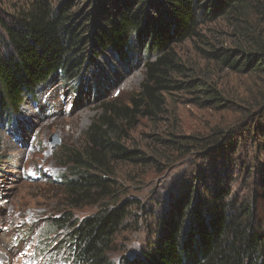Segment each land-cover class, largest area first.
Wrapping results in <instances>:
<instances>
[{"label":"rangeland","instance_id":"obj_1","mask_svg":"<svg viewBox=\"0 0 264 264\" xmlns=\"http://www.w3.org/2000/svg\"><path fill=\"white\" fill-rule=\"evenodd\" d=\"M74 4L78 20L83 0ZM12 14L11 0H0L1 19L11 24ZM224 16L201 24L204 37L174 42L172 47L189 68L188 74L216 84L225 101H201L199 93L173 90L166 94L159 114H139L122 126V142L138 155L115 163L111 178L120 189L118 202L132 204L130 210L141 220L136 224L134 215H128L107 252L112 264H124L125 258L148 248L152 235L148 224L155 226L167 200L185 195L195 177L209 185L216 177L227 185L234 181L232 193L247 195L264 174L259 170L264 165V68L257 66L258 59L241 66L256 58L246 53L261 52L264 14L253 9L238 26ZM6 39L0 24L1 52L8 48ZM201 39L210 42L211 49H233L230 60L239 58V64L232 68L205 58L199 46L208 45ZM83 53L85 60H94L92 64L85 69L82 65L69 79L60 72L52 75L18 110L0 116V264H77L69 247L72 232L99 206H72L65 190L70 169L62 152L84 145L85 132L104 112L105 102L129 103L141 88L146 63L156 57L136 39L131 40L126 58L93 46ZM222 134L218 143L211 141ZM53 135L60 140L56 145L50 140ZM189 136L203 140L187 154L169 140Z\"/></svg>","mask_w":264,"mask_h":264},{"label":"trees","instance_id":"obj_2","mask_svg":"<svg viewBox=\"0 0 264 264\" xmlns=\"http://www.w3.org/2000/svg\"><path fill=\"white\" fill-rule=\"evenodd\" d=\"M74 1L11 0L12 23L0 17L8 44L0 51V116L18 110L52 75L60 72L69 79L82 65L85 69L92 64L94 60H85L83 53L88 46L99 52L110 49L126 58L131 40L136 39L153 52L155 60L146 63L141 88L129 103L105 102L104 112L85 132L84 145L62 152L70 169L65 190L72 206H99L97 213L72 232L73 261L112 264L106 259L107 252L125 228L128 215H134L136 224L141 220L130 210L132 204L118 202L120 189L111 178L115 163L135 160L138 155L122 142V126L130 125L139 114H159L166 94L173 90L199 93L201 101H225L216 84L188 74L173 43L204 37L201 24H211L221 15L242 25V17L253 9L264 14V0H83L84 11L78 20ZM201 41L208 45L199 46L205 58L232 68L239 64V58L230 60L233 49H211L210 42ZM260 51L246 53L256 58L240 65H253L258 59L257 66L264 68V45ZM221 137L211 141L218 143ZM169 140L177 151L187 154L203 139ZM1 146L0 135V151ZM259 170L262 173L264 165ZM263 175L247 195L232 193L234 181L223 184L215 176L209 185L195 177L185 195L167 200L156 225L148 224L152 232L148 248L139 256L125 258L124 264H264ZM244 188H249L247 181Z\"/></svg>","mask_w":264,"mask_h":264},{"label":"water","instance_id":"obj_3","mask_svg":"<svg viewBox=\"0 0 264 264\" xmlns=\"http://www.w3.org/2000/svg\"><path fill=\"white\" fill-rule=\"evenodd\" d=\"M51 140V142L53 143V144H58L59 142H60V140L57 138V136L56 135H53L52 136V138L50 139Z\"/></svg>","mask_w":264,"mask_h":264},{"label":"bare ground","instance_id":"obj_4","mask_svg":"<svg viewBox=\"0 0 264 264\" xmlns=\"http://www.w3.org/2000/svg\"><path fill=\"white\" fill-rule=\"evenodd\" d=\"M23 145H25V143L23 141H21Z\"/></svg>","mask_w":264,"mask_h":264}]
</instances>
